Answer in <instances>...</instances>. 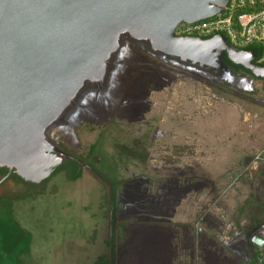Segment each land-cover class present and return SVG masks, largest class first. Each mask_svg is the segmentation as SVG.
Here are the masks:
<instances>
[{"label":"water","instance_id":"1","mask_svg":"<svg viewBox=\"0 0 264 264\" xmlns=\"http://www.w3.org/2000/svg\"><path fill=\"white\" fill-rule=\"evenodd\" d=\"M228 1L0 0V167L39 182L67 159L81 164L60 144L77 142L81 122L115 115L141 121L149 109L146 83L163 80L161 90L173 80L141 49L221 68L226 52L264 79L256 55L223 34L174 33ZM254 243L261 247L264 239L255 234Z\"/></svg>","mask_w":264,"mask_h":264},{"label":"rangeland","instance_id":"2","mask_svg":"<svg viewBox=\"0 0 264 264\" xmlns=\"http://www.w3.org/2000/svg\"><path fill=\"white\" fill-rule=\"evenodd\" d=\"M195 82L179 79L153 92L152 108L145 114L148 126L143 121L128 124L117 117L101 123L81 122L74 130L77 142L73 148L87 164L93 161L95 165H89L101 176H124L125 166L142 172L132 159L139 153L200 163L223 181L230 196L229 210L239 208L238 220L243 213L255 216L257 226L264 222V211L257 203L253 211L248 207L243 210L245 187L240 181L255 175L254 193L264 198V189L258 185L260 178L264 179V81L255 80L250 92L254 100L213 93ZM63 138L59 137L60 142ZM80 168L76 180L68 179L61 170L48 179L42 192L14 203L15 219L32 233L31 251L23 256L24 264H104L101 253L107 225L103 187L88 168ZM235 193L238 197L231 199ZM257 211L261 212L258 216Z\"/></svg>","mask_w":264,"mask_h":264},{"label":"flooded vegetation","instance_id":"3","mask_svg":"<svg viewBox=\"0 0 264 264\" xmlns=\"http://www.w3.org/2000/svg\"><path fill=\"white\" fill-rule=\"evenodd\" d=\"M251 51L257 61V53ZM141 52L146 60L157 62L172 75L169 85L188 79L196 81V86L204 84L213 93L254 100L250 92L254 90L255 80L264 81L254 77L244 66L230 61L226 52L221 54L225 64L222 68L158 51L141 49ZM162 82L146 83L149 109L144 115L152 108L151 94L160 91L157 88ZM135 115L131 113L130 120ZM141 121L148 126L145 117ZM70 142L69 147L63 144L61 148L81 160V164L76 161L79 167L87 165L103 187L107 225L101 253L104 264H264L259 247L254 243L255 217L243 213L239 221V208L235 206L233 211L228 208L230 196L226 195L223 181L211 176L202 164L182 157L135 156L132 159L142 167V172L125 166L124 176H101L98 169L80 158L73 148L74 143ZM52 175L33 182L0 167V203H15L35 195L45 189L46 180ZM254 177L240 181L245 187L243 210L248 207L253 211L256 203L264 202V198L254 193L257 184ZM258 185L264 189V179L260 178ZM236 197L238 193L231 199Z\"/></svg>","mask_w":264,"mask_h":264},{"label":"built area","instance_id":"4","mask_svg":"<svg viewBox=\"0 0 264 264\" xmlns=\"http://www.w3.org/2000/svg\"><path fill=\"white\" fill-rule=\"evenodd\" d=\"M174 33L179 36L221 33L239 48L260 44L262 55L257 62L264 65V0H229L220 13L194 22L182 21ZM257 235L264 239V222L257 227ZM259 253L264 258V244L259 247Z\"/></svg>","mask_w":264,"mask_h":264},{"label":"trees","instance_id":"5","mask_svg":"<svg viewBox=\"0 0 264 264\" xmlns=\"http://www.w3.org/2000/svg\"><path fill=\"white\" fill-rule=\"evenodd\" d=\"M244 48L256 52L257 59L262 55V46L260 44L252 43ZM134 155L142 156L140 153ZM89 164L93 165V161H89ZM61 170H65L66 175L70 180H76L81 176L82 172L78 163L73 159H69L64 164L59 165L53 174H56ZM48 179L46 181H48ZM43 190L41 189L35 194L42 192ZM13 203L14 202L12 201L0 203V264H24L23 256L28 255L31 251L32 233L22 227L15 219ZM257 204L259 205V208L261 207L260 210L264 211V202ZM260 214V211L256 212V216ZM261 223H258L257 226Z\"/></svg>","mask_w":264,"mask_h":264}]
</instances>
